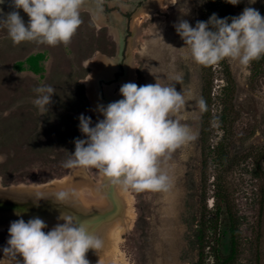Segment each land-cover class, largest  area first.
<instances>
[{
  "label": "rangeland",
  "instance_id": "374dc122",
  "mask_svg": "<svg viewBox=\"0 0 264 264\" xmlns=\"http://www.w3.org/2000/svg\"><path fill=\"white\" fill-rule=\"evenodd\" d=\"M86 1L92 4L81 5L82 23L68 45H14L0 24V156L6 157L0 162V190L32 197L70 190L75 201L70 206L78 212L110 210V185L101 173L63 167L75 139L86 138L79 116L91 117L95 126L103 119L98 106L122 99L124 83H173L186 101L173 118L196 138L161 159L170 177L166 191L115 185L117 212L102 222L91 218L90 227L103 231V247L89 249L86 259L89 264H264V56L249 66L230 59L202 66L186 59L188 49L174 25L208 21L216 12L208 10V0H167L166 9L144 12L156 0L135 6L132 0ZM245 7L264 16V0H240L237 14ZM121 29L127 44L120 63ZM47 85L55 93L41 115L34 90ZM223 220L231 222L233 233H222ZM45 223L47 232L64 221ZM8 226L0 225V264H9L3 253ZM219 248L231 256L226 262L218 261Z\"/></svg>",
  "mask_w": 264,
  "mask_h": 264
},
{
  "label": "clouds",
  "instance_id": "9594fccd",
  "mask_svg": "<svg viewBox=\"0 0 264 264\" xmlns=\"http://www.w3.org/2000/svg\"><path fill=\"white\" fill-rule=\"evenodd\" d=\"M227 2L236 5L240 0ZM82 3L83 0H12L15 9H23L28 15L27 26L18 11L8 13L0 24L7 27L14 45L23 42L52 47L68 45L82 23ZM159 3L166 9L164 0ZM168 4L177 3L168 0ZM230 19L229 23L228 17L218 18L213 13L208 21H197L194 27L187 20L174 25L188 49L185 58L202 66L225 59L249 66L264 56V16L255 8L245 7L241 14ZM180 80L181 77H174L175 82ZM34 91L38 95L33 103L44 115L55 89L47 85ZM119 92L122 99L98 106L103 119L95 126H91V117L79 116V129L86 138L75 139V150L63 167L95 169L109 185H120L124 190L166 191L170 177L162 171L161 159L170 158L178 148L196 138L186 125L173 118L186 103L184 95L173 83L158 82L139 86L124 83ZM198 104L201 110L205 109L203 99ZM5 159L0 156V162ZM70 199L71 191L61 190L55 193L53 201L67 205L65 202ZM22 211L27 210L14 213L21 215ZM58 219L64 223H57L47 232L43 231L47 224L39 217L27 222L23 218L12 221L7 246L3 248L4 258L9 264H21L18 255L23 258L22 264H89L86 253L89 249L100 250L103 240L88 222H78L73 214L62 212Z\"/></svg>",
  "mask_w": 264,
  "mask_h": 264
},
{
  "label": "water",
  "instance_id": "95a60500",
  "mask_svg": "<svg viewBox=\"0 0 264 264\" xmlns=\"http://www.w3.org/2000/svg\"><path fill=\"white\" fill-rule=\"evenodd\" d=\"M140 1L143 0H132L131 2L132 5L135 6ZM91 4L92 3L87 2L86 0H83L82 3V5L86 7L90 6ZM92 6H94V4ZM0 10L1 11L3 10L4 14L5 13L8 14L12 12L14 9H10L9 5L4 1L0 3ZM125 22L126 21L124 20L123 23L124 29L127 28ZM126 34L127 33L122 29L119 31L118 62L120 63L124 60L125 57L126 44H127ZM3 189H7V188H3ZM8 190H10V193L9 192L2 193L0 191V225H2L4 222L10 224L12 221H15L20 218H23L27 222L28 219L33 217H39L43 219L45 222H50V223H52V221L60 222L61 220H59L58 217L64 211L71 212L72 214H74L78 218V222H84L85 220L88 223H90L91 218H96L94 222H102L108 219L110 216L114 215L118 209V205L114 197L115 186H111V185L107 195L113 203V208L104 212H95V213L91 212L88 214L78 212L77 210L73 209L70 206V204L75 205V201L73 198L65 202L67 205H62V204H57L53 201L55 200V193H52V195L44 194L43 196L32 197L25 194H16L22 192L14 193L15 192L14 190L17 189L12 188ZM11 191H13V193ZM41 192L44 193L47 191H41ZM25 209L27 211H22L21 215H16L14 213V210H25Z\"/></svg>",
  "mask_w": 264,
  "mask_h": 264
},
{
  "label": "trees",
  "instance_id": "16d2710c",
  "mask_svg": "<svg viewBox=\"0 0 264 264\" xmlns=\"http://www.w3.org/2000/svg\"><path fill=\"white\" fill-rule=\"evenodd\" d=\"M208 10H210L212 12V10L215 9V12L217 14V17L218 18H225V17H228L229 18V23L231 22V17H234V16H238L237 12H236V9H235V5H232L230 3L227 2V0H208ZM211 28V26H210ZM214 88L215 87H211V92L210 94H214ZM220 228L222 229V233H225V232H234L233 228H232V224L230 221H226V220H223L222 223H221V226ZM221 240V236H220V239L219 241ZM221 244V242H220ZM222 248L218 250V254L216 253V256L218 258V261H223V262H226L227 260L230 259L231 256L229 255H225L223 252H222ZM234 251V248H232V252Z\"/></svg>",
  "mask_w": 264,
  "mask_h": 264
},
{
  "label": "bare ground",
  "instance_id": "6f19581e",
  "mask_svg": "<svg viewBox=\"0 0 264 264\" xmlns=\"http://www.w3.org/2000/svg\"><path fill=\"white\" fill-rule=\"evenodd\" d=\"M4 1L9 5V8H10V9H14L13 11H18V12H19V14H20V16L22 17V19H23L24 22H28V21H29V17H28V15H27L22 9H15V8L13 7V5H12V0H3V2H4ZM166 1H167V0H164V3H166ZM154 6H161L160 3H159V0H156V1H154V2H151V4L146 5V6L142 9V12H144V11H146V10H150V9H151L152 7H154ZM6 14H7V13L4 14V11H3V10H2V11L0 10V17L3 18L4 20L7 19ZM0 191H1L2 193H7V192L10 193V190H5V191L0 190ZM11 192H12V191H11ZM18 192H22V193H17V194H25V195H26V192H24V191L18 190ZM102 229H103V228H102ZM102 233H103V231H102V230L100 231V228H99V230H96V235H97L98 237H100V238H101Z\"/></svg>",
  "mask_w": 264,
  "mask_h": 264
},
{
  "label": "crops",
  "instance_id": "0c3cea01",
  "mask_svg": "<svg viewBox=\"0 0 264 264\" xmlns=\"http://www.w3.org/2000/svg\"><path fill=\"white\" fill-rule=\"evenodd\" d=\"M92 2L95 3L96 0H92ZM95 233H96V232H95ZM19 261H21V264H22L23 258H22L21 256H20V258H19Z\"/></svg>",
  "mask_w": 264,
  "mask_h": 264
},
{
  "label": "flooded vegetation",
  "instance_id": "af4514ba",
  "mask_svg": "<svg viewBox=\"0 0 264 264\" xmlns=\"http://www.w3.org/2000/svg\"><path fill=\"white\" fill-rule=\"evenodd\" d=\"M101 1H105V0H101ZM105 3H107V4H108V2H107V1H105ZM6 228H8V229H9V226H8V227H6ZM6 228H5V229H6Z\"/></svg>",
  "mask_w": 264,
  "mask_h": 264
}]
</instances>
